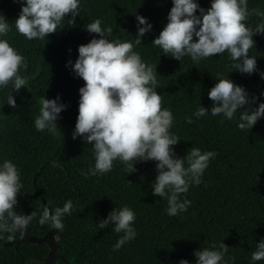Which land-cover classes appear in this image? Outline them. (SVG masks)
Segmentation results:
<instances>
[{
  "label": "trees",
  "instance_id": "1",
  "mask_svg": "<svg viewBox=\"0 0 264 264\" xmlns=\"http://www.w3.org/2000/svg\"><path fill=\"white\" fill-rule=\"evenodd\" d=\"M195 2L207 10L212 0ZM79 3L75 24L69 25L67 21L72 17L66 16L57 33L29 41L14 27L22 10L19 0H0V15L13 24L8 35L0 39H7L29 65L27 72H20L28 83L14 93L16 108L7 105L11 85L0 89V165L10 160L20 172L23 187L15 210L24 215L38 213L23 236L18 232L9 241L8 234H3L0 264H44L50 246L29 239L43 238L51 232L57 237L56 257L51 264H180L181 260L197 264L196 251L221 242L229 248L227 264H264L251 259V252L264 240V117L254 128L242 131L237 127L239 112L233 120L210 113L199 119L193 116L201 105L210 109L208 92L217 82V73L243 87L250 99L258 98L250 107L258 108L264 103V34L253 37L255 47L249 52L250 57L257 59V71L242 74L231 68L227 53L194 65L190 57L178 61L152 45L168 23L172 0ZM248 7L264 11V0H248ZM136 16L152 25L143 43L133 50L144 62L157 67V92L162 96V107L170 109L174 116L169 131L181 141L174 146L176 157L184 158L192 147L217 153L209 162L202 183L192 184L186 194H181V200L191 201L187 211L174 217L165 211L167 200L152 194L158 174L155 161L138 162L136 171L129 174L117 160L104 175L84 176L82 173L95 164L93 148L83 138L73 139L79 89L85 86L73 66L79 46L101 38L88 33L86 25L100 19L103 28L113 29L110 40L134 43L138 32ZM258 22L260 18L252 16L246 24L254 28ZM41 97H59L57 102L67 106L58 118L55 134L35 129ZM188 116H192L193 123L186 122ZM54 162L57 166H53ZM68 200L75 207L71 215L63 217L62 231L39 225L43 206L63 207ZM123 206L135 212L133 227L137 236L114 251L113 246L123 233L112 231L114 225L100 229L97 224Z\"/></svg>",
  "mask_w": 264,
  "mask_h": 264
},
{
  "label": "clouds",
  "instance_id": "2",
  "mask_svg": "<svg viewBox=\"0 0 264 264\" xmlns=\"http://www.w3.org/2000/svg\"><path fill=\"white\" fill-rule=\"evenodd\" d=\"M19 2L22 10L14 27L29 41L43 40L57 33L66 16L72 17L67 21L69 25L75 24V18L79 17V0ZM172 2L174 6L168 14V23L152 42L164 55L178 61L190 57L195 65L202 59L227 53L231 68L237 72L251 75L257 71V59L250 57L249 52L255 47L253 37L264 34V11L258 7L250 10L248 0H212L207 10L195 0ZM198 11L200 15H197ZM252 16L260 18L254 28L246 24ZM136 19L138 32L134 43L110 40L108 37L113 29L103 28L100 19L86 25L88 33L101 38L79 46V56L73 66V71L85 82L79 89V114L73 139L83 138L93 148L95 164L82 173L84 176L104 175L112 170L117 160L125 165L124 171L129 174L136 171V163L155 161L158 174L152 184V194L167 200L165 211L174 217L187 211L191 201L181 200V194H186L192 184L199 186L202 183L201 178L217 153L192 147L184 158L176 157L174 146L181 141L169 131L174 116L170 109L162 107V96L157 92V67L144 62L133 50L134 46L143 43V37L152 30V25L142 16H136ZM12 26L0 15V37H6ZM68 63L72 65L71 61ZM28 67L26 58L10 46L7 39H0V89L11 85L7 105L13 108L17 106L14 93L26 88L28 83L20 74L21 69L27 72ZM261 76L264 78V73ZM215 80V86L208 92L212 101L210 109L201 105L193 116L199 119L210 113L214 117L222 115L233 120L239 112L237 127L242 131L254 128L264 117V103L252 108L250 105L256 103L257 97L250 99L243 87L222 73H217ZM58 99H39V114L34 120L37 131L55 134L59 129L58 118L67 106L58 103ZM246 105L249 107L244 110ZM185 120L189 124L194 122L192 116ZM53 166H57L55 162ZM22 187L17 166L5 160L0 165V239L4 238L3 234H8L7 240L12 241L18 232L23 236L38 215L37 211L24 215L15 210ZM74 207L72 200L54 209L45 205L39 213L38 223L62 231V219L66 214L71 215ZM135 219V212L123 206L115 208L97 226L107 229L114 225L112 231L123 233L113 246V250L118 251L136 238ZM228 250L221 242L218 246L204 247L194 255L197 264H227ZM251 259L264 261V240L251 252ZM180 264L189 262L181 260Z\"/></svg>",
  "mask_w": 264,
  "mask_h": 264
},
{
  "label": "water",
  "instance_id": "3",
  "mask_svg": "<svg viewBox=\"0 0 264 264\" xmlns=\"http://www.w3.org/2000/svg\"><path fill=\"white\" fill-rule=\"evenodd\" d=\"M29 240L33 243H47L50 246L51 251L47 259L45 260L44 264H51V262L55 260L56 251H57V246H56L57 237L54 233L51 232L43 238L32 237Z\"/></svg>",
  "mask_w": 264,
  "mask_h": 264
}]
</instances>
